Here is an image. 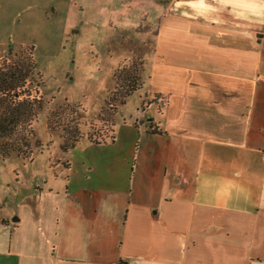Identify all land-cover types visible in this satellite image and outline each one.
<instances>
[{
  "label": "crops",
  "instance_id": "crops-1",
  "mask_svg": "<svg viewBox=\"0 0 264 264\" xmlns=\"http://www.w3.org/2000/svg\"><path fill=\"white\" fill-rule=\"evenodd\" d=\"M157 13L153 118L127 126L138 139L107 172L68 161L20 197L0 264H264V0L158 1Z\"/></svg>",
  "mask_w": 264,
  "mask_h": 264
},
{
  "label": "rangeland",
  "instance_id": "rangeland-1",
  "mask_svg": "<svg viewBox=\"0 0 264 264\" xmlns=\"http://www.w3.org/2000/svg\"><path fill=\"white\" fill-rule=\"evenodd\" d=\"M158 1L168 0H0V73L21 65L24 80L11 94L41 100L29 156L0 161V220L35 186L68 173V161L75 172L105 173L107 158L138 139L127 126L157 110L147 109L146 90ZM128 77L139 90L124 101ZM113 125L115 143L90 141L112 136Z\"/></svg>",
  "mask_w": 264,
  "mask_h": 264
},
{
  "label": "trees",
  "instance_id": "trees-1",
  "mask_svg": "<svg viewBox=\"0 0 264 264\" xmlns=\"http://www.w3.org/2000/svg\"><path fill=\"white\" fill-rule=\"evenodd\" d=\"M17 67H20V71L14 69L13 72L0 73V161L11 157L13 154L29 156L30 151L28 150L31 146V138L34 136L33 124L38 117V108H41V100H18L15 96L17 92L11 94L12 91L19 89L20 83L24 80V76L21 75L22 66L18 64ZM18 72H20V76L17 79ZM127 80L129 81L127 86L131 89L124 95V101L139 90L136 86V77H128ZM164 104L165 102H159L162 107ZM113 127L115 126L113 125ZM148 130L154 134L164 133L154 126V122L149 123ZM111 133L112 136H103L104 138L99 136L90 141L102 144L107 143V139H110V142L114 143L115 133L113 130ZM0 224H8V220H0Z\"/></svg>",
  "mask_w": 264,
  "mask_h": 264
},
{
  "label": "water",
  "instance_id": "water-1",
  "mask_svg": "<svg viewBox=\"0 0 264 264\" xmlns=\"http://www.w3.org/2000/svg\"><path fill=\"white\" fill-rule=\"evenodd\" d=\"M14 221V220H13Z\"/></svg>",
  "mask_w": 264,
  "mask_h": 264
}]
</instances>
